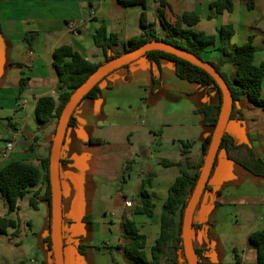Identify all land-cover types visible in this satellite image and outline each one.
I'll return each mask as SVG.
<instances>
[{
  "label": "crops",
  "instance_id": "0c3cea01",
  "mask_svg": "<svg viewBox=\"0 0 264 264\" xmlns=\"http://www.w3.org/2000/svg\"><path fill=\"white\" fill-rule=\"evenodd\" d=\"M167 1L176 14L199 15L197 31L217 34L222 26L232 25L235 33L229 49L253 36L255 64L264 62V0H254L253 9L246 0H231L232 10L221 13L211 4L225 0ZM158 7V0H148V20L165 36ZM142 11L141 6L123 7L117 0H0V170L15 160L41 168V181L25 197L31 200L36 196L38 200L41 196L47 203L44 241L51 218L44 196L51 184L43 162L51 156L58 120L41 124L36 108L40 98H58L62 92L54 52L70 45L91 62L104 63L107 55L93 40L101 23L118 35L117 49L123 51L130 39L142 33ZM29 33L38 34L33 44L25 39ZM203 58L219 63L222 54L209 48ZM161 65L159 89L152 90L151 63L143 56L109 74L101 84V98L85 99L75 109L76 123L67 129L60 156L65 264H136L124 252L128 242L122 226L125 217L133 219L147 236L145 253L152 260V248L161 232L162 209L181 173L179 166L165 167L161 162L181 161L184 167H196L202 160L203 143L213 129L205 124L200 109L218 106L221 96L211 86L179 78L173 62L163 59ZM222 71L231 79L236 75L231 63ZM23 79L27 86L21 91ZM237 108L243 118L230 119L226 131L237 144L249 145L264 159V110L247 97L239 100ZM182 141L193 142L186 155H182ZM10 143L13 147L8 150ZM148 177H152L148 191L155 203L152 217L134 213L141 201L143 180ZM17 213L10 217L15 219ZM7 214L0 191V216ZM87 216L93 217L90 222L84 220ZM262 229L264 177L219 152L193 219V240L202 262L258 264L250 235ZM12 234V229L8 235L0 234V264H36L25 262L24 247ZM100 234L114 236L101 241L103 247H113L112 251L97 249L102 245ZM79 244L86 245L85 254L80 253ZM49 254L50 260L44 264L54 262L52 252ZM227 257L232 260L226 261ZM161 264H184V260L180 252L171 256L166 251Z\"/></svg>",
  "mask_w": 264,
  "mask_h": 264
},
{
  "label": "trees",
  "instance_id": "16d2710c",
  "mask_svg": "<svg viewBox=\"0 0 264 264\" xmlns=\"http://www.w3.org/2000/svg\"><path fill=\"white\" fill-rule=\"evenodd\" d=\"M117 1L123 7H142V33L139 36L130 39L124 50L120 51L117 49V45L119 44L118 35L110 33L107 24L103 21L101 26L96 30L93 40L95 45L101 48L107 55L105 62L114 60L124 53L137 49L150 41H165L174 44L194 53L202 59H204L203 53L207 49L215 48L221 52L222 58L219 63H211L225 77L234 97L230 119L243 118L242 113L237 110V103L243 97H247L254 106L264 110V97L262 96L264 62L261 65L255 64L257 47L254 44L253 36H250L245 44L235 45L232 49H229L227 46L228 42L235 33V29L232 25L222 26L217 34H207L202 31H197L195 26L200 22L199 15L194 12L176 14L172 5L167 0H158V20L165 31V36H161L158 34L155 25L148 20V0ZM246 2L249 9L254 8V0H246ZM211 7L215 9L217 13H221L225 10L231 11L233 8L231 0L213 2ZM25 39L28 43L33 44L38 39V34L29 33L26 35ZM144 57H147L151 63L153 91L161 87L163 74L161 62L163 59H166L175 64L176 73L179 78L189 82L198 83L202 86H211L219 92L221 103L218 106L205 105L200 109V112L205 116V124L210 126L214 131L223 106V93L212 75L203 68L181 57L164 51L153 50L144 55ZM227 63H231L236 69V75L233 79L222 71V67ZM102 64L103 63L91 62L70 45H62L58 47L54 52V67L58 74L62 92L58 98L46 96L39 99L36 108L38 121L41 124H45L54 119L59 120L64 107L71 99L73 93L83 85ZM106 78L107 77L101 80L87 95H85L82 101L85 99L101 98V84ZM26 86L27 80L23 79L20 86L21 91H23ZM75 123V116L73 113L69 122V127L75 125ZM212 137L213 132L204 141L202 160L196 167H184L181 161L174 162L164 160L161 162L165 167L174 165L179 166L181 173L170 187L168 198L163 206L161 232L156 244L152 248V260H148L145 253L147 236L140 232L133 219L127 217L124 218L122 226L124 236L128 240L127 244L124 246V252L130 262L136 264H161L166 251H170L171 256L172 253L178 251L183 257L184 264H188L182 237L184 213L197 185ZM181 144L182 155H186L193 147V142L191 141H182ZM219 152H224L229 160L241 165L252 174L264 177V159L259 157L255 150L249 145L237 144L235 139L227 131H225L222 138ZM49 165L50 158L43 162V166L46 169V178L48 180L50 179ZM151 178L152 177H148L143 180L141 201L134 209L135 214L146 215L148 217L154 215L155 203L153 202L152 194L148 191V187L151 185ZM41 179V168L22 160L12 161L0 170V191L2 192L8 208V214L6 216H0V234L8 235L12 229V235L17 237L20 223L19 220L11 218L10 215L12 213H17L20 210L19 201L25 198L31 188L35 187ZM206 189H208V183L205 190ZM44 200H46L51 207V186L47 190ZM30 204L34 208H37L36 196L31 198ZM92 218V216H87L84 220L90 222ZM51 223L52 216L50 218L49 235L45 238V243L52 252L54 259ZM250 242L253 248L257 251L258 264H264V229L253 232L250 235ZM97 249L110 252L113 247L97 246ZM196 250L200 259V264H204L201 260V251L199 249ZM79 251L81 254H85L86 245L79 244ZM51 264L55 263L52 262Z\"/></svg>",
  "mask_w": 264,
  "mask_h": 264
},
{
  "label": "water",
  "instance_id": "95a60500",
  "mask_svg": "<svg viewBox=\"0 0 264 264\" xmlns=\"http://www.w3.org/2000/svg\"><path fill=\"white\" fill-rule=\"evenodd\" d=\"M153 50L164 51L170 54H174L181 57L201 68L206 70L223 93V106L218 118L217 125L213 131L212 141L205 157L204 164L197 182V185L193 191L188 206L186 207L183 220V243L185 255L188 260V264H200V259L193 240V219L196 208L199 204L201 196L205 191L206 185L209 180V176L215 162V159L219 153L220 145L227 125L231 118L234 97L232 90L225 79V77L219 72L216 67L209 61H206L194 53L183 49L165 41H150L141 47L124 53L118 58L109 62L103 63L90 77L81 85L72 95L69 102L64 107L61 116L58 120L55 139L50 156L49 174L50 184L52 190V205H51V237L53 244V255L55 264L64 263V246L62 235V187L60 179V156L63 146L64 138L69 127L70 119L75 112V109L87 95L101 80L111 74L118 68L124 67L138 58L143 57L148 52Z\"/></svg>",
  "mask_w": 264,
  "mask_h": 264
},
{
  "label": "rangeland",
  "instance_id": "374dc122",
  "mask_svg": "<svg viewBox=\"0 0 264 264\" xmlns=\"http://www.w3.org/2000/svg\"><path fill=\"white\" fill-rule=\"evenodd\" d=\"M20 210L14 217L16 220H19L20 227L17 240L21 242L23 245L25 253L23 259L25 262L36 263V264H44V262L50 260V250L43 238V229L45 228L47 221V203L42 201L41 196H38L37 205L38 208H34L30 204V196L25 197L21 200ZM29 221L33 222L29 224ZM108 235V233L106 234ZM105 234H100V246H103L101 241L103 240H111L114 238L112 234H109L108 238ZM149 236V241L152 240V236ZM126 241V240H125ZM98 241H95L97 244ZM148 247L150 245L148 244ZM234 255V253H233ZM226 261L232 260L227 257Z\"/></svg>",
  "mask_w": 264,
  "mask_h": 264
},
{
  "label": "built area",
  "instance_id": "2783aa9c",
  "mask_svg": "<svg viewBox=\"0 0 264 264\" xmlns=\"http://www.w3.org/2000/svg\"><path fill=\"white\" fill-rule=\"evenodd\" d=\"M12 147H13V144H11V143H10V144L8 145V150H11V149H12ZM127 205H129V206H130V203H128ZM32 262H33V261H32Z\"/></svg>",
  "mask_w": 264,
  "mask_h": 264
}]
</instances>
